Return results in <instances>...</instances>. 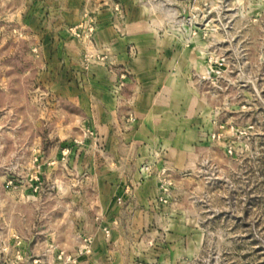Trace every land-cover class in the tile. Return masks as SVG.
<instances>
[{
	"label": "rangeland",
	"instance_id": "rangeland-1",
	"mask_svg": "<svg viewBox=\"0 0 264 264\" xmlns=\"http://www.w3.org/2000/svg\"><path fill=\"white\" fill-rule=\"evenodd\" d=\"M31 6L0 0V264H264V0H87L50 61Z\"/></svg>",
	"mask_w": 264,
	"mask_h": 264
},
{
	"label": "crops",
	"instance_id": "crops-1",
	"mask_svg": "<svg viewBox=\"0 0 264 264\" xmlns=\"http://www.w3.org/2000/svg\"><path fill=\"white\" fill-rule=\"evenodd\" d=\"M32 6L26 7L25 12V25L27 30L31 28L37 34L36 43L32 44V47L40 48L43 50V54L50 60H59L63 54L67 55V52H63L59 48L67 47V45L75 46L77 40L72 39L69 28L68 17L72 16L77 20L81 14L84 6V2L87 0H30ZM111 10L101 9L100 14V35L103 37L102 41L111 47V54L117 53V58L127 60V46L130 41L127 38L119 36L116 29L111 25ZM37 16V17H36ZM51 17L53 24L47 19ZM70 18V17H69ZM49 22V23H48ZM73 24H75L73 22ZM140 42L138 41L137 44ZM70 52H68L69 54ZM65 56V55H64ZM156 56H151L143 53L137 58V66L133 68L135 76L143 78L141 81L142 86L145 88L150 87L146 83V75L155 73L157 70ZM135 63V64H136ZM156 63V64H155ZM131 65V64H130ZM156 109V108H155ZM153 109V110H155ZM143 110H147L144 109ZM152 111V110H151Z\"/></svg>",
	"mask_w": 264,
	"mask_h": 264
}]
</instances>
